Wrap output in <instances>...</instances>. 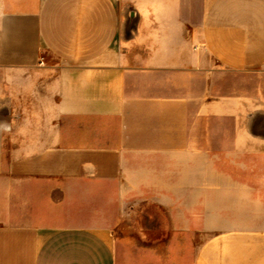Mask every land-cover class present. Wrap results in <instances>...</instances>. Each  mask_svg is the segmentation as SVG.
I'll list each match as a JSON object with an SVG mask.
<instances>
[{"label":"crops","instance_id":"1","mask_svg":"<svg viewBox=\"0 0 264 264\" xmlns=\"http://www.w3.org/2000/svg\"><path fill=\"white\" fill-rule=\"evenodd\" d=\"M0 264H264V0H0Z\"/></svg>","mask_w":264,"mask_h":264},{"label":"rangeland","instance_id":"2","mask_svg":"<svg viewBox=\"0 0 264 264\" xmlns=\"http://www.w3.org/2000/svg\"><path fill=\"white\" fill-rule=\"evenodd\" d=\"M229 83L231 81L239 80L238 77L229 76L226 78ZM227 122H221L219 128H227ZM232 126V123L229 124ZM139 217L137 219L139 227L141 228L143 238L146 241H158L166 237L167 233L164 230L165 220L162 211L159 207L153 204L142 206L139 210ZM144 234V235H143Z\"/></svg>","mask_w":264,"mask_h":264}]
</instances>
